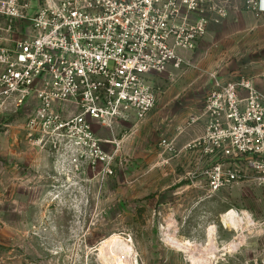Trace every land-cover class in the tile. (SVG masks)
<instances>
[{
  "label": "rangeland",
  "instance_id": "374dc122",
  "mask_svg": "<svg viewBox=\"0 0 264 264\" xmlns=\"http://www.w3.org/2000/svg\"><path fill=\"white\" fill-rule=\"evenodd\" d=\"M214 4L220 22L153 79L156 107L96 125L97 149L67 148L30 108L0 104V264H264V158L223 156L205 112L220 80L264 99V17L243 0ZM220 163L240 179L213 191Z\"/></svg>",
  "mask_w": 264,
  "mask_h": 264
},
{
  "label": "built area",
  "instance_id": "2783aa9c",
  "mask_svg": "<svg viewBox=\"0 0 264 264\" xmlns=\"http://www.w3.org/2000/svg\"><path fill=\"white\" fill-rule=\"evenodd\" d=\"M208 1L0 0V104L30 108L31 123L59 132L67 148L97 149L96 125L145 119L158 102L155 76L181 69L220 22L223 11ZM243 1L264 17V0ZM206 97L223 156L263 159L264 99L252 83L220 80ZM239 174L220 163L209 188Z\"/></svg>",
  "mask_w": 264,
  "mask_h": 264
},
{
  "label": "bare ground",
  "instance_id": "6f19581e",
  "mask_svg": "<svg viewBox=\"0 0 264 264\" xmlns=\"http://www.w3.org/2000/svg\"><path fill=\"white\" fill-rule=\"evenodd\" d=\"M230 213L233 214L232 212H230ZM231 214H226V216L224 215L223 220H224L225 223H227V220H228V219H227V215H230L229 217H231ZM229 217H228V218H229ZM228 222H229V221H228ZM108 243H109V242H108ZM129 251H131V250H130V248L128 247L127 252L129 253ZM127 252H126V253H127ZM128 253H127V254H128Z\"/></svg>",
  "mask_w": 264,
  "mask_h": 264
}]
</instances>
